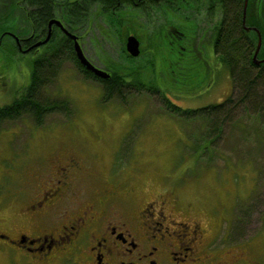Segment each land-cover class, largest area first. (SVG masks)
<instances>
[{
	"label": "rangeland",
	"instance_id": "rangeland-1",
	"mask_svg": "<svg viewBox=\"0 0 264 264\" xmlns=\"http://www.w3.org/2000/svg\"><path fill=\"white\" fill-rule=\"evenodd\" d=\"M158 7L162 12V3ZM147 8L148 15L135 10L120 15V27L95 14L78 32L90 63L108 73L139 71L141 88L105 100L101 84L63 57L46 92L66 98L71 115L50 114L41 127L26 117L0 124V217L23 213L37 183L32 172L45 174L54 162L64 165L71 158L82 170L86 192L100 186L99 177L117 176L113 182L131 189L128 202H153L169 219H224L216 245L237 241L233 253L240 254L242 264H264V123L236 112L218 152L210 161L196 159L189 147L200 145L205 123L182 121L170 105L163 107L162 95L182 110L199 109L229 98L231 79L204 41L207 27L193 31L204 16L182 18L172 9L176 14L166 11L158 18L156 6ZM217 21L213 16L211 24ZM164 25L192 36L180 43L186 56L179 58L176 49L165 46ZM128 35L139 42V56L132 61L124 53ZM9 44L4 40L0 46V107L28 83L29 57L10 53ZM10 188L12 197L6 193ZM226 230L231 241H223Z\"/></svg>",
	"mask_w": 264,
	"mask_h": 264
},
{
	"label": "flooded vegetation",
	"instance_id": "flooded-vegetation-1",
	"mask_svg": "<svg viewBox=\"0 0 264 264\" xmlns=\"http://www.w3.org/2000/svg\"><path fill=\"white\" fill-rule=\"evenodd\" d=\"M219 1L224 7L228 6V0H162V14L166 11L171 14L179 12L176 15L182 18L185 15L188 18L197 16V21L200 16H204L202 19L205 21L209 14H216ZM27 2L29 7L24 6ZM42 2L54 8L57 0H0V46L8 36L19 51L28 52L42 47L43 44L35 45L42 43L48 35L47 43L52 36L63 35L70 41L73 49L74 41L65 33H71V10H74L73 15L84 16L79 19L71 33L76 36L80 45L82 36L78 32L86 29L88 19L93 15L117 17L131 10L142 13L134 0H109L104 5L100 0H64L66 8L57 9L55 14L57 13L58 17L42 21L43 26L39 27L38 33L17 37L26 26L23 15L34 13L37 17L43 10L38 7ZM242 2V26L248 30L245 26L247 9L250 8L258 21L262 22L264 0ZM183 7L188 11L183 13ZM172 9L176 12H171ZM51 14L54 15V12L51 11ZM60 14L67 18H61ZM51 20L59 21L62 27L51 23ZM204 21L195 23L193 31L201 32V26H206V33L210 32L212 26L206 25ZM165 26L163 36L166 37L171 51L176 49L179 58L183 54L186 56L187 49L180 43L191 39L192 36L187 38L185 33L175 26ZM250 29L256 36L254 46L260 50L264 47L262 34L256 27ZM32 30L36 29L32 27L30 31ZM9 38H6L5 42L9 41ZM205 38L206 36L204 40ZM256 58H259V55ZM53 165L54 167L45 174L31 173L37 183L30 189L31 195L22 204L23 213L16 217H0V264L244 262L239 253H233L238 245L236 239L232 240L236 241L232 244L225 243L221 247L216 245L224 219H169L162 214V206L158 205L156 209L153 202L139 205L135 199L131 203L128 202L131 189L113 182L117 176L99 177L100 186L86 192L82 187V170L73 159L67 158L64 165L55 162ZM222 238L223 241H231L230 231L226 230Z\"/></svg>",
	"mask_w": 264,
	"mask_h": 264
},
{
	"label": "trees",
	"instance_id": "trees-1",
	"mask_svg": "<svg viewBox=\"0 0 264 264\" xmlns=\"http://www.w3.org/2000/svg\"><path fill=\"white\" fill-rule=\"evenodd\" d=\"M107 1L109 2V0H100L103 5ZM134 1L140 6L139 8L142 13H146L147 15L149 12L147 6L149 4L156 6L155 15L158 18H162L161 9L158 7L162 1ZM94 2H98V0H94ZM219 3L218 13L209 14L204 21L212 26V30L205 33L207 37L205 40L214 56H216L228 70L232 83L231 95L220 104L209 105L194 110H182L171 105L162 95L163 107L170 105L173 108L170 109V112L181 117L182 121L187 122L188 120L201 119V121L205 123L203 127L204 131L200 134V145L192 143L189 149L192 155H196V159L207 156V161H210L215 150L217 151L218 144L223 139L224 131L232 124L236 117V112L241 111L239 116L247 115L257 123H264V63L256 66L252 61V56L256 50L254 46L256 43V36L250 29L251 27H256L260 30L262 41L264 42V18L262 22L258 21L255 14L248 8L245 19V26L248 30H245L242 26V0H228V6L225 7L221 1H219ZM24 6L29 7V3L27 2ZM38 7L43 10L39 12L37 17L34 13L23 15L26 26L22 33H18L17 37L22 35L30 36L38 33L39 31L37 30L39 27L43 26L42 21L58 17L56 15L57 13L55 14L57 9L66 8L64 6V0H57L54 8L52 5L48 6L45 2L40 3ZM48 7L51 8V10H49ZM51 11L52 13L54 12V15L51 14ZM73 11L74 10H71V15L69 17L71 33L79 19L84 17L83 15H73ZM60 15L62 16H60L61 18L65 17L63 16L64 14ZM216 15H218V21L211 24L212 17ZM109 17L115 21L117 26H122L120 15L117 17L109 15ZM87 18H89V14H87ZM32 27L36 30L30 31ZM6 38L8 39L9 37L7 36ZM10 40L9 38V41H7L10 44L5 47L10 53L15 51L16 53H20V58L22 55H28L29 57L28 83L19 90V94L15 96L9 104L0 107V124L26 117L30 118L36 127H41L44 118L50 114L71 115L70 104L66 98L53 96L46 92L48 88L46 85L51 81L50 79L53 78V76L57 75V67L59 63H61L60 60H62L63 57L73 61L80 72L83 73V76L101 84L105 100L112 98L122 99L125 97L124 91L132 87L141 88L142 86L139 81V71L119 73L111 70V75L107 80L98 79L90 72L85 71L75 58L72 44L63 35L61 37L52 36L48 43L47 41L49 39L43 43L42 47H37L33 51L28 52L19 51ZM165 46L168 49L170 48L167 41ZM258 52L257 55H259V58L264 60V47ZM124 53L126 58L130 61L134 59L126 53L125 48ZM137 84L140 86H137ZM6 193H9L10 197L14 195L11 188L6 190ZM2 196L0 192V200L3 198Z\"/></svg>",
	"mask_w": 264,
	"mask_h": 264
},
{
	"label": "water",
	"instance_id": "water-1",
	"mask_svg": "<svg viewBox=\"0 0 264 264\" xmlns=\"http://www.w3.org/2000/svg\"><path fill=\"white\" fill-rule=\"evenodd\" d=\"M153 1H161V0H153ZM52 22H54L58 26L62 27V25L59 21L51 20V23ZM65 33L67 36H69V38H71L74 41L73 50H74L75 57H76L78 64L80 66H82L85 71L93 74L96 78L101 79V80H107L110 77V75L107 74L106 72L102 71L101 69L95 67L94 65H92L88 61V59L85 57L84 53L82 52V49H81L79 43L77 42L76 36L71 34V33L66 32V31H65ZM48 39H49V35L47 36V38L42 43H38L35 46L45 43ZM259 43H260V40L258 42V46H259ZM258 49H259V47L256 48V50L253 54V57H252V61L256 66H258L264 62V60L261 61V60L256 59ZM125 51L132 58H136L139 55V52H140L139 51V42L136 40V38L134 36L129 35L126 38Z\"/></svg>",
	"mask_w": 264,
	"mask_h": 264
},
{
	"label": "bare ground",
	"instance_id": "bare-ground-1",
	"mask_svg": "<svg viewBox=\"0 0 264 264\" xmlns=\"http://www.w3.org/2000/svg\"><path fill=\"white\" fill-rule=\"evenodd\" d=\"M157 64V63H156Z\"/></svg>",
	"mask_w": 264,
	"mask_h": 264
}]
</instances>
